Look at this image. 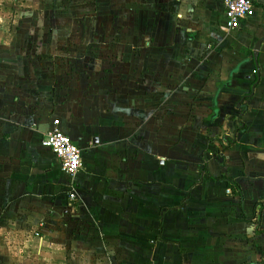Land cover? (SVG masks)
Segmentation results:
<instances>
[{
    "label": "crops",
    "instance_id": "obj_1",
    "mask_svg": "<svg viewBox=\"0 0 264 264\" xmlns=\"http://www.w3.org/2000/svg\"><path fill=\"white\" fill-rule=\"evenodd\" d=\"M0 6V264H264V0L237 29L221 0Z\"/></svg>",
    "mask_w": 264,
    "mask_h": 264
},
{
    "label": "built area",
    "instance_id": "obj_2",
    "mask_svg": "<svg viewBox=\"0 0 264 264\" xmlns=\"http://www.w3.org/2000/svg\"><path fill=\"white\" fill-rule=\"evenodd\" d=\"M224 6V15L229 29H237L240 27L242 20L246 19L251 11L254 0H221ZM42 146L51 150L59 159L61 169L75 176L82 169L83 161L81 149L73 142L68 134L64 131L54 128L48 130L42 141ZM227 193H231L229 188ZM71 199L76 198V194L72 191L69 194Z\"/></svg>",
    "mask_w": 264,
    "mask_h": 264
},
{
    "label": "rangeland",
    "instance_id": "obj_3",
    "mask_svg": "<svg viewBox=\"0 0 264 264\" xmlns=\"http://www.w3.org/2000/svg\"><path fill=\"white\" fill-rule=\"evenodd\" d=\"M8 10L6 11V8L3 6H0V14L2 17H0V31L2 30H10L14 29H19L20 28V23L21 22H11L9 19V16L11 15L12 11L9 10V7L7 8ZM20 10L17 8V11ZM77 13H84L85 10H80V11H76ZM5 16H7V19L5 20ZM22 21V19H21ZM62 27L64 28H69V25H62ZM36 41V40H34ZM81 41H77L74 47L77 48H83V43H80ZM48 43V42H47ZM47 46V45H46ZM45 56H41L40 59L43 61V63H45L46 65H57L61 68V71L64 72L65 69H68L70 67V65L73 66L74 63L80 65V63L82 64L83 62L79 60V57L77 58V56H73L72 51L69 52V50L67 49V47L64 45V47L58 49V46L56 48L50 49V51L48 52H44ZM82 58V55H80V59Z\"/></svg>",
    "mask_w": 264,
    "mask_h": 264
},
{
    "label": "trees",
    "instance_id": "obj_4",
    "mask_svg": "<svg viewBox=\"0 0 264 264\" xmlns=\"http://www.w3.org/2000/svg\"><path fill=\"white\" fill-rule=\"evenodd\" d=\"M205 169V166L202 170ZM216 179H219V180H223L226 184V187H229L231 189L232 192L234 193H238L240 194L241 193V188L239 186V184L237 183L236 180L232 179V178H229V177H226L224 175H221V176H218V177H215ZM247 264H255V263H247Z\"/></svg>",
    "mask_w": 264,
    "mask_h": 264
},
{
    "label": "water",
    "instance_id": "obj_5",
    "mask_svg": "<svg viewBox=\"0 0 264 264\" xmlns=\"http://www.w3.org/2000/svg\"><path fill=\"white\" fill-rule=\"evenodd\" d=\"M261 42H262L261 39H259V40L256 42L255 47H254V51H253V57H254V61H255L256 63H257L258 51H259V48H260Z\"/></svg>",
    "mask_w": 264,
    "mask_h": 264
}]
</instances>
